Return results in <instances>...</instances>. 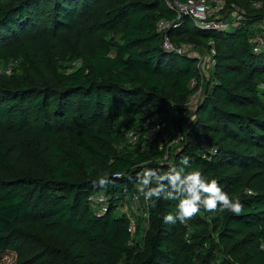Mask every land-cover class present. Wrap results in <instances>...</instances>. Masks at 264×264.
<instances>
[{
  "label": "trees",
  "instance_id": "1",
  "mask_svg": "<svg viewBox=\"0 0 264 264\" xmlns=\"http://www.w3.org/2000/svg\"><path fill=\"white\" fill-rule=\"evenodd\" d=\"M223 1L222 13L241 12L237 27L203 30L184 15L161 33V20L178 18L167 0H0V254L14 253L12 264H264V50L251 43L264 0ZM164 35L182 52L164 50ZM189 45L215 49L209 80ZM156 126L162 148L161 135L149 139ZM184 156L244 211L170 225L163 216L178 202L160 200L146 232L142 219L131 231L120 211L137 173ZM115 173L107 188L94 184Z\"/></svg>",
  "mask_w": 264,
  "mask_h": 264
},
{
  "label": "clouds",
  "instance_id": "2",
  "mask_svg": "<svg viewBox=\"0 0 264 264\" xmlns=\"http://www.w3.org/2000/svg\"><path fill=\"white\" fill-rule=\"evenodd\" d=\"M156 130H159V126ZM128 135L132 136L133 133L129 132ZM120 176V173H115L114 178H110L105 174L98 177L94 184L107 188ZM136 182L138 191L142 193L145 201L150 202L152 208L160 200L178 202L174 212L163 216L165 224L175 225L179 222L186 225L202 210L212 213L230 212L239 216L245 208L241 200L233 199L215 178L209 179L195 169L189 156L182 157L179 166H169L167 170L144 167L137 173Z\"/></svg>",
  "mask_w": 264,
  "mask_h": 264
},
{
  "label": "built area",
  "instance_id": "3",
  "mask_svg": "<svg viewBox=\"0 0 264 264\" xmlns=\"http://www.w3.org/2000/svg\"><path fill=\"white\" fill-rule=\"evenodd\" d=\"M167 5L175 10L178 14V18L176 20H161L158 23V31L161 33L166 32L169 29H175L177 27L180 26V19L185 15V16H189L193 19L194 24L199 28V29H203V30H208V31H218V32H222V31H227L231 28V25L227 22H225L221 17H218V14H221L223 12V10L225 9V2L223 0H188L187 2H180L178 0H167ZM255 8H260L261 5L255 3L254 4ZM239 25V21L238 24L236 25V27ZM233 27V26H232ZM260 33L251 40V43L253 44V48H254V52L255 53H260L261 51L264 50V22L261 23L260 26ZM164 40H163V49L166 51H177L179 53L182 52L181 48L175 47L170 38L168 37V35H164ZM186 52L191 51L190 53H188L190 56L196 57L199 60V64L197 66L198 70L200 69L201 63L203 61V63H207L209 66L211 64L212 68L216 65V62L213 58V55L215 54V49L212 48V52L210 54V56L207 58L205 56H201L199 55V53L193 51V47L191 45H189L186 50ZM204 58V59H203ZM79 65V64H77ZM200 71V70H199ZM200 74L202 75L201 71ZM204 76V75H202ZM197 86V82L195 80H193L191 82V88H195ZM203 93V87L198 88V90L194 93V95L192 96L190 102H189V106L192 104V101L194 99H199L201 97ZM197 99V100H198ZM191 107V106H190ZM156 127H153L150 130L149 133V139L151 141H154L158 136H160L161 134H159L162 130L159 127V130H156ZM133 135L129 136L127 135V139L129 141H137L138 137L137 135L132 132ZM168 142V134H163L160 136V148L163 147L164 144H166ZM181 142V138H177L173 143H179ZM173 144H170L168 146V149H170V146ZM210 149L208 147H204L203 148V152L209 153ZM136 193L132 195V197H136ZM149 205V202H148ZM148 215V214H147ZM131 231L135 230L134 227V223L131 220V227H130Z\"/></svg>",
  "mask_w": 264,
  "mask_h": 264
},
{
  "label": "rangeland",
  "instance_id": "4",
  "mask_svg": "<svg viewBox=\"0 0 264 264\" xmlns=\"http://www.w3.org/2000/svg\"><path fill=\"white\" fill-rule=\"evenodd\" d=\"M218 17H221L225 22L229 23L231 25V28H235L236 25L238 24L239 18L241 16V12L239 10H234L232 12H229L228 14L226 13H221L217 15ZM233 26V27H232ZM204 56V54H202ZM210 54L206 55L205 57H209ZM204 59V58H203ZM204 75V77L209 80L210 75L212 73V66H210L207 63H201L200 69H199ZM198 99V98H197ZM194 99L192 101L191 109H194L196 105L199 102V99ZM192 121V120H190ZM137 141H129L127 139L126 145H134L136 144ZM178 143H173L172 146H170V150L174 151L175 148L177 147ZM170 151V152H171ZM136 197H126L124 200L125 206L121 209L120 213L121 215H127L134 223V227L136 228L139 224L140 219H142L143 222V229L146 230L148 229V202L144 200L142 193L139 191L136 193ZM99 200H103L102 196H97ZM132 213L133 215L130 217L129 214ZM135 239H138L137 242L140 241L139 237H135ZM16 261V255L14 253H4L0 254V264H12Z\"/></svg>",
  "mask_w": 264,
  "mask_h": 264
}]
</instances>
